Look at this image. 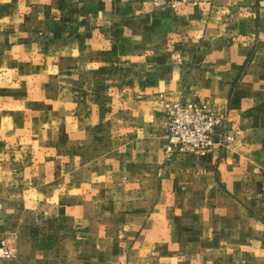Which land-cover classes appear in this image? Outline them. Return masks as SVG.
Instances as JSON below:
<instances>
[{
  "label": "crops",
  "instance_id": "1",
  "mask_svg": "<svg viewBox=\"0 0 264 264\" xmlns=\"http://www.w3.org/2000/svg\"><path fill=\"white\" fill-rule=\"evenodd\" d=\"M230 148L165 157L170 102ZM0 264H264V0H0Z\"/></svg>",
  "mask_w": 264,
  "mask_h": 264
},
{
  "label": "built area",
  "instance_id": "2",
  "mask_svg": "<svg viewBox=\"0 0 264 264\" xmlns=\"http://www.w3.org/2000/svg\"><path fill=\"white\" fill-rule=\"evenodd\" d=\"M180 1L154 0V3L176 8ZM208 105L201 101L184 104L180 100L167 105L163 120L166 158H170L175 153L200 155L217 146L229 147L224 143V134L221 129L223 111L218 108L215 110ZM5 252L3 248L0 249V255L9 256V253Z\"/></svg>",
  "mask_w": 264,
  "mask_h": 264
},
{
  "label": "rangeland",
  "instance_id": "3",
  "mask_svg": "<svg viewBox=\"0 0 264 264\" xmlns=\"http://www.w3.org/2000/svg\"><path fill=\"white\" fill-rule=\"evenodd\" d=\"M180 101H182L184 104H186L187 102H196V101L206 102L207 104H209L208 106L212 107L215 110L217 109V107L211 101H209L207 99L202 100V99H199V98H193L191 100H180ZM170 103H172V102H170ZM219 110H221V109H219ZM222 111H223V115L224 116H222L223 124H222L221 129H222V133L224 134L223 135L224 136V140H225L224 143L229 146V147H225V146L224 147L225 148H230L231 144H232V141L230 140V135H229V130H228V123H229L228 113H227V111H224V110H222ZM215 135H218V134L215 133ZM216 139H218V136H216ZM217 147H222V146H217ZM1 248H3L6 251L5 253H7V252L9 253V256L5 257V256L0 255L1 257L7 258V259L13 257L14 254H13V250L11 248H8V247L3 246V245L0 246V249Z\"/></svg>",
  "mask_w": 264,
  "mask_h": 264
}]
</instances>
